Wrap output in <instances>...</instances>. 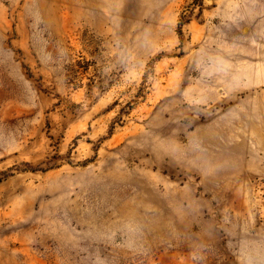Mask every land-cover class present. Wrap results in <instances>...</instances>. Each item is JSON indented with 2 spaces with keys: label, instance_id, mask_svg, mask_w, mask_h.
<instances>
[{
  "label": "rangeland",
  "instance_id": "1",
  "mask_svg": "<svg viewBox=\"0 0 264 264\" xmlns=\"http://www.w3.org/2000/svg\"><path fill=\"white\" fill-rule=\"evenodd\" d=\"M0 264H264V0H0Z\"/></svg>",
  "mask_w": 264,
  "mask_h": 264
}]
</instances>
